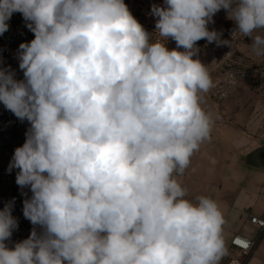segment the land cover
Here are the masks:
<instances>
[{
    "label": "clouds",
    "instance_id": "9594fccd",
    "mask_svg": "<svg viewBox=\"0 0 264 264\" xmlns=\"http://www.w3.org/2000/svg\"><path fill=\"white\" fill-rule=\"evenodd\" d=\"M221 9L264 57V0H164L152 33L124 0H0V35L17 12L34 34L23 79L0 67V102L30 124L10 169L34 226L9 247L18 221L0 209V264H222L220 206L177 179L211 136L197 42L228 43L208 28Z\"/></svg>",
    "mask_w": 264,
    "mask_h": 264
},
{
    "label": "built area",
    "instance_id": "2783aa9c",
    "mask_svg": "<svg viewBox=\"0 0 264 264\" xmlns=\"http://www.w3.org/2000/svg\"><path fill=\"white\" fill-rule=\"evenodd\" d=\"M124 2L144 28L149 33L154 32L156 18L151 15V7L153 4L162 5L160 1L124 0ZM7 23L9 30L0 35V67L10 68L15 72L16 79L19 80L23 79V71L19 68L17 58L19 45L23 42H30L34 39V34L26 27L27 22L18 12L13 13ZM233 31L234 29L225 30L221 36V40L228 43L216 44V50L219 52L221 60L217 71L211 74L215 87L205 94L203 107L211 114L218 112L229 97L240 88L241 75L248 73L250 74V86L262 103V109L258 115L260 117H256V119L264 125V62H252L248 67L244 65L243 59L237 57L235 52L240 47H250L251 38L242 37L239 33L233 34ZM167 47L175 48V41L169 40ZM29 127L30 124L27 120L20 121L0 102V209L12 202V215L18 221V227L13 230L11 239L6 241L9 247L26 239L34 227L23 215V201L31 197V191L29 188L21 189L16 184V174L19 170L10 169L14 150L25 142V133ZM260 128L262 127L260 126ZM247 221L255 230V236L235 234L228 244L229 255L224 258L222 264H230L231 260H236L238 264H247L259 239L264 237V217L248 215ZM37 230L39 231L38 226ZM237 238L248 241L250 247L245 249L243 243H235Z\"/></svg>",
    "mask_w": 264,
    "mask_h": 264
},
{
    "label": "rangeland",
    "instance_id": "374dc122",
    "mask_svg": "<svg viewBox=\"0 0 264 264\" xmlns=\"http://www.w3.org/2000/svg\"><path fill=\"white\" fill-rule=\"evenodd\" d=\"M159 1L164 3V0ZM213 20L214 23L208 25L209 30L214 29L222 35L225 30L235 29L236 27L235 23L227 18V12L224 9L217 12ZM197 46L200 49L198 58L208 68L211 66L210 64L220 63L221 58L216 50L215 42L208 43L207 40L202 39L197 42ZM235 55L243 59V63L247 67L253 62L254 58L258 63L262 62V57L255 56L248 46L238 48ZM240 83V88L229 97L222 108L212 114L214 122L210 139L205 141L199 151L194 153L184 174L177 177L187 190V198L194 200L200 195L208 196L214 199L219 206L224 205L223 207L231 212L237 208V200L240 196L245 198L241 202L242 205H245V209L255 204L252 200L254 193L247 189L244 191V185L237 187L234 184L239 179L248 183H252L256 179L255 172L244 167L241 168V164L245 161L247 151L253 147L254 143L259 141L258 136L264 137V125L261 122L257 121L258 132L244 136L237 132H230L235 131V128L232 127V123L224 120L229 117L228 115H234V117H260L258 111L254 116L252 115L253 111H249L248 104L254 97L250 83H248V74L241 75ZM244 101H246V104H242ZM222 132L225 133L224 137L221 135ZM261 141H264V138Z\"/></svg>",
    "mask_w": 264,
    "mask_h": 264
},
{
    "label": "crops",
    "instance_id": "0c3cea01",
    "mask_svg": "<svg viewBox=\"0 0 264 264\" xmlns=\"http://www.w3.org/2000/svg\"><path fill=\"white\" fill-rule=\"evenodd\" d=\"M162 2L160 1L161 4H163ZM253 62H257L256 58L253 59ZM262 62H264V57H262ZM219 64H210L211 66L208 68L210 74H213L214 72L217 71ZM248 83H250V74H248ZM250 88L252 89L251 86ZM252 93L254 98L252 99V101H250L248 107H249V111L250 110L253 111L252 115L254 116L257 111L258 114L260 113L262 109V103L258 100L254 91ZM245 102L246 101H244V103L242 104H246ZM228 108H230V106H228ZM228 116L229 117H226V119L224 120H226V122L228 123H232V127L235 128L234 129L235 131H230V132H237L244 136L258 132V125H257L258 122L256 120V117H234V115L233 116L228 115ZM221 135L222 137H224L225 133L222 132ZM262 138L264 137L258 136L259 141L257 143H254L253 147L249 149L246 154H248L249 152L253 151L256 148L264 147V141H261ZM241 166H242L241 168L244 167L246 169L255 172L256 179L252 183H248L242 179H239L237 183L234 185L237 187L244 185L243 186L244 191H246L247 189L250 192L254 193V198L252 200L253 202H255V204L253 206L246 207L245 209V205H242L241 203L245 198L244 197L242 198L240 196L237 200L238 203L237 208H235L232 212L227 210L226 207H223L224 205H220V208L222 206L221 210L226 220V224L224 225V236H225L226 245L229 244L230 239L235 234L241 233V234H246L249 237L255 236V230L248 224L247 221L248 215H256L259 217H264V169H252L247 167L244 163L241 164ZM247 264H264V237L259 239L255 251Z\"/></svg>",
    "mask_w": 264,
    "mask_h": 264
},
{
    "label": "water",
    "instance_id": "95a60500",
    "mask_svg": "<svg viewBox=\"0 0 264 264\" xmlns=\"http://www.w3.org/2000/svg\"><path fill=\"white\" fill-rule=\"evenodd\" d=\"M244 164L252 169H264V147L256 148L246 154Z\"/></svg>",
    "mask_w": 264,
    "mask_h": 264
}]
</instances>
